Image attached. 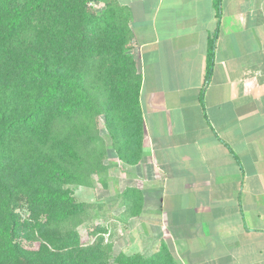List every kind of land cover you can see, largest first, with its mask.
Wrapping results in <instances>:
<instances>
[{"label":"crops","instance_id":"1","mask_svg":"<svg viewBox=\"0 0 264 264\" xmlns=\"http://www.w3.org/2000/svg\"><path fill=\"white\" fill-rule=\"evenodd\" d=\"M115 1L129 12L144 134L139 163L112 156L106 172L124 182L118 203L141 220L143 250L264 264V0H221L208 77L214 0Z\"/></svg>","mask_w":264,"mask_h":264},{"label":"trees","instance_id":"2","mask_svg":"<svg viewBox=\"0 0 264 264\" xmlns=\"http://www.w3.org/2000/svg\"><path fill=\"white\" fill-rule=\"evenodd\" d=\"M129 19L115 0H0V264H180L165 244L147 256H111L99 230L86 245L77 232L94 205L70 187H92L111 152L124 165L141 160V72Z\"/></svg>","mask_w":264,"mask_h":264},{"label":"rangeland","instance_id":"3","mask_svg":"<svg viewBox=\"0 0 264 264\" xmlns=\"http://www.w3.org/2000/svg\"><path fill=\"white\" fill-rule=\"evenodd\" d=\"M89 6L95 9L102 8L101 3H91ZM103 126V121L100 119L99 128L103 131V138L105 139L108 150H111L110 139L108 135L104 133ZM112 156H114V154L111 152L110 158ZM110 158L107 160L106 164L110 162ZM109 175L110 173L106 172L100 179L94 177L92 187L90 188L70 187L77 201L94 205L93 209L86 214L87 221L77 228L81 242L85 245L92 243L97 235H91V232L99 230L100 233L98 234L103 237L104 243L112 245L111 256H115L119 253H124L126 255L139 253L147 256L146 250L142 248V237L140 236L141 220L138 222L129 219L130 216L127 213V206L118 203V196H120V191L123 188L124 182L120 179H118L120 182H112ZM116 176V178H118V175ZM104 183L105 185H103ZM19 212L24 218L28 216L25 207H22ZM25 246L28 249H37L38 245L25 243Z\"/></svg>","mask_w":264,"mask_h":264}]
</instances>
